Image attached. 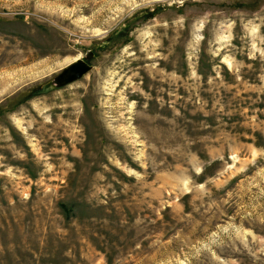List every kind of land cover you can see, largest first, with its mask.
Returning <instances> with one entry per match:
<instances>
[{
    "label": "rangeland",
    "instance_id": "374dc122",
    "mask_svg": "<svg viewBox=\"0 0 264 264\" xmlns=\"http://www.w3.org/2000/svg\"><path fill=\"white\" fill-rule=\"evenodd\" d=\"M0 264H264V0H0Z\"/></svg>",
    "mask_w": 264,
    "mask_h": 264
},
{
    "label": "water",
    "instance_id": "95a60500",
    "mask_svg": "<svg viewBox=\"0 0 264 264\" xmlns=\"http://www.w3.org/2000/svg\"><path fill=\"white\" fill-rule=\"evenodd\" d=\"M92 56V55H90ZM90 70V66L84 61L80 60L74 65L70 66L61 76L62 82L69 83L80 79L84 74Z\"/></svg>",
    "mask_w": 264,
    "mask_h": 264
},
{
    "label": "flooded vegetation",
    "instance_id": "af4514ba",
    "mask_svg": "<svg viewBox=\"0 0 264 264\" xmlns=\"http://www.w3.org/2000/svg\"><path fill=\"white\" fill-rule=\"evenodd\" d=\"M92 57V56H91ZM84 62L86 63V64H88L89 63V60H84ZM89 65V64H88Z\"/></svg>",
    "mask_w": 264,
    "mask_h": 264
}]
</instances>
